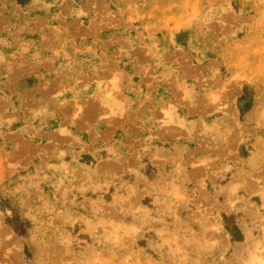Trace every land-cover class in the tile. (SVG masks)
<instances>
[{
  "label": "rangeland",
  "instance_id": "1",
  "mask_svg": "<svg viewBox=\"0 0 264 264\" xmlns=\"http://www.w3.org/2000/svg\"><path fill=\"white\" fill-rule=\"evenodd\" d=\"M0 264H264V0H0Z\"/></svg>",
  "mask_w": 264,
  "mask_h": 264
},
{
  "label": "trees",
  "instance_id": "2",
  "mask_svg": "<svg viewBox=\"0 0 264 264\" xmlns=\"http://www.w3.org/2000/svg\"><path fill=\"white\" fill-rule=\"evenodd\" d=\"M15 227L19 228V226H17V224H14Z\"/></svg>",
  "mask_w": 264,
  "mask_h": 264
}]
</instances>
